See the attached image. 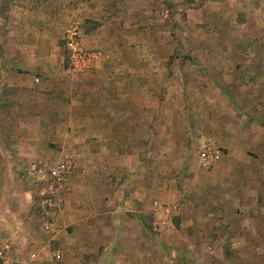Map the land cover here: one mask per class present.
I'll return each mask as SVG.
<instances>
[{"label": "rangeland", "instance_id": "obj_1", "mask_svg": "<svg viewBox=\"0 0 264 264\" xmlns=\"http://www.w3.org/2000/svg\"><path fill=\"white\" fill-rule=\"evenodd\" d=\"M104 25L106 37L89 35ZM243 112L264 127V0H0V243L34 264L29 253L59 248L44 225L59 235L67 208H97L105 193L143 222L162 264H264V225H247L263 217L264 180L254 212L240 216L237 200L250 189L233 160ZM72 154L60 203L44 206L29 164ZM138 194L144 214L124 208ZM24 220L27 231L14 225Z\"/></svg>", "mask_w": 264, "mask_h": 264}, {"label": "crops", "instance_id": "obj_2", "mask_svg": "<svg viewBox=\"0 0 264 264\" xmlns=\"http://www.w3.org/2000/svg\"><path fill=\"white\" fill-rule=\"evenodd\" d=\"M123 4L125 3L122 2L120 6ZM105 28H108V26L104 25L101 27L97 26L94 29L91 28L89 35L96 36L103 32L102 36L106 37V34L104 33ZM144 33L148 32L144 31ZM96 55L97 57L100 56L98 54ZM101 61L102 59L99 60L100 64H102ZM138 65L140 66L141 64ZM153 65L154 64H146V62H143L141 66L144 67L142 69H148ZM139 69L141 68L139 67ZM25 71L28 72V70ZM19 75H23V78L24 76H27L29 79H32L30 75ZM14 79L15 76H9L6 80L7 85L21 88L22 86L15 83ZM32 82L33 81L31 80L28 81L25 79V84L28 83L29 87L34 86V83ZM240 116L236 137H238L243 143L239 142L238 147L235 143L233 144L239 150L236 152L238 153V156L233 158V160L234 164L238 166V172L236 173L237 177L235 178H238L241 182L246 180L250 182V184L248 183L250 189L248 190L246 188L247 191H240L239 195H237V200L241 202L239 205L240 216H245V210L250 208L254 212L255 209L252 208L257 205L254 204V202L252 203L253 198L251 197L253 195H255L256 198L259 197L258 191L255 188V181L259 183L260 180H264V127L250 121L249 118H247L249 117V114L247 115L245 112L240 113ZM245 126H247L249 130H244L243 128H245ZM255 132L260 133V135L258 137L253 136ZM245 139H248L247 144H244ZM204 141H206V139H204ZM204 141H202L201 144L204 143ZM200 160L202 161L201 157ZM242 166L250 167V173L247 175L248 177H245V175L242 178L244 173L241 171ZM255 167L258 169L253 171L252 168ZM106 196L107 195L104 193L101 196H94L95 200L91 198V202L94 205H98L97 208H89L87 210L86 207L79 208L80 201L76 205L77 207L73 206V208H67L65 211L66 214L61 217L63 225L58 226L59 228L61 227L59 235H57L58 231L55 229L56 227L54 225H51L50 229L46 230V232L52 237L51 241L55 239L52 243L59 248L54 251V254L52 253L49 255L47 253L48 255L44 254L42 255V258L34 252H28V259L30 262H35L36 264H162V255H160L159 246L155 244L156 241L152 239L143 222L136 216H133L132 218L131 216L127 217L121 213L119 200L116 201L114 208L108 209L114 202L110 197ZM260 196L264 199V191ZM5 197L6 196L3 195L0 196L2 203L6 200ZM96 198L100 199L97 201ZM124 203L125 209L126 206L127 208H129L128 206H131V210L128 212H133V214L135 212L134 210L138 211L140 214H144L147 210H151L150 207H146L145 196L142 194H138L136 198L128 196ZM137 204L138 206H141L142 204L141 207L147 208V210L141 211L139 208L137 210L135 208ZM262 208L264 209V207ZM188 210L193 214V211L198 212L199 208L193 205L192 207H189ZM153 212L154 215L157 216L156 210ZM195 214L196 213H194V215ZM258 217H249V223L247 225H257L258 219L260 220V224L264 225V214L262 218ZM212 218H214L213 215ZM185 222L186 225H201L200 222H190V219L187 218ZM14 225L23 226V231L28 230V222L25 220L17 222ZM203 243L204 242H201L200 245H203ZM43 248L46 249V247ZM154 249L157 251V254H159L161 259H156L154 257ZM174 253L177 254L178 251H174ZM55 255L60 256L58 261L53 260ZM243 259H247L251 262L253 261L251 254L248 256L241 255L239 257V260Z\"/></svg>", "mask_w": 264, "mask_h": 264}, {"label": "built area", "instance_id": "obj_3", "mask_svg": "<svg viewBox=\"0 0 264 264\" xmlns=\"http://www.w3.org/2000/svg\"><path fill=\"white\" fill-rule=\"evenodd\" d=\"M77 28H74L67 36V46L71 52L72 58H81V51L77 42L79 37ZM208 150L201 151V159L211 160L208 155ZM75 155L66 156L61 161L55 163H47L43 161H37L29 164L27 176L32 180V182L41 185L42 191L40 193L42 204L49 208L55 207L60 200L57 199L58 191L54 189L56 186L58 189L66 181L67 176L70 174L74 166ZM57 199V200H55ZM51 225H46L45 230L50 229ZM14 248L8 242L0 243V264H17L15 260ZM55 260H59L60 256L55 255Z\"/></svg>", "mask_w": 264, "mask_h": 264}]
</instances>
